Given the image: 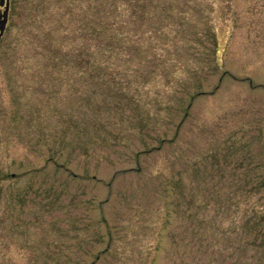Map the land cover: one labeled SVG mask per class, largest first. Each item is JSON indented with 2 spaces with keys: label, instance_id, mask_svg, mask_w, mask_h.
Listing matches in <instances>:
<instances>
[{
  "label": "rangeland",
  "instance_id": "374dc122",
  "mask_svg": "<svg viewBox=\"0 0 264 264\" xmlns=\"http://www.w3.org/2000/svg\"><path fill=\"white\" fill-rule=\"evenodd\" d=\"M0 264H264V0H10Z\"/></svg>",
  "mask_w": 264,
  "mask_h": 264
},
{
  "label": "trees",
  "instance_id": "16d2710c",
  "mask_svg": "<svg viewBox=\"0 0 264 264\" xmlns=\"http://www.w3.org/2000/svg\"><path fill=\"white\" fill-rule=\"evenodd\" d=\"M101 7H103V6L102 5H99V6H96L95 7V9L97 10V13H99L102 10ZM105 23L106 22L98 21V23H96L97 25L95 26V30L96 31H98V30L99 31L107 30V28H108L107 25H109V21H108V24L107 25ZM151 30H153V29H151ZM98 35L100 36V35H103V34L102 33H98ZM98 39H100V41H104L106 39H111V41H115L116 40V38H114V37H105V39L103 37H101V38H98ZM101 46L102 47H106L104 44L101 45ZM101 54L104 55L105 53H101ZM107 57L108 56H101L100 57V53H98L97 57L95 58L96 59V63H100L99 65H97V67L95 69V71H96L95 74L100 77L99 78L100 82H107L106 79H107V76H109V75H111V80H112V77L114 78V74L113 73H110V69H108V70H106V69L104 70L103 69L105 66H108V67L109 66H112V65H110L111 63L109 65L107 63L106 64H101V61H104L105 62V60L107 59ZM98 58H100L101 60L98 59Z\"/></svg>",
  "mask_w": 264,
  "mask_h": 264
},
{
  "label": "flooded vegetation",
  "instance_id": "af4514ba",
  "mask_svg": "<svg viewBox=\"0 0 264 264\" xmlns=\"http://www.w3.org/2000/svg\"><path fill=\"white\" fill-rule=\"evenodd\" d=\"M6 6H7V0H4L3 1V4L0 5V15L4 13V10H6ZM7 15H9V12H10V0H9V6L7 8ZM2 17V16H1Z\"/></svg>",
  "mask_w": 264,
  "mask_h": 264
},
{
  "label": "water",
  "instance_id": "95a60500",
  "mask_svg": "<svg viewBox=\"0 0 264 264\" xmlns=\"http://www.w3.org/2000/svg\"><path fill=\"white\" fill-rule=\"evenodd\" d=\"M5 23H6V17H4L2 20H0V36L3 33Z\"/></svg>",
  "mask_w": 264,
  "mask_h": 264
}]
</instances>
